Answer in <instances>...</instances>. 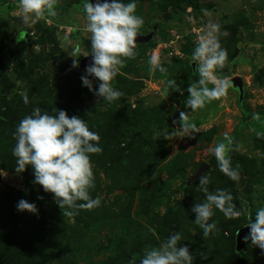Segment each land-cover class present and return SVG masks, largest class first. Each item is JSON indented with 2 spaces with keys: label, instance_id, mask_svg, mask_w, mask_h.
<instances>
[{
  "label": "rangeland",
  "instance_id": "374dc122",
  "mask_svg": "<svg viewBox=\"0 0 264 264\" xmlns=\"http://www.w3.org/2000/svg\"><path fill=\"white\" fill-rule=\"evenodd\" d=\"M82 3L58 0L54 17L25 23L18 0H0V264H139L145 249L177 231L178 246L189 247L194 264H264V252L251 241L235 249L247 213L254 216L264 205V0H138L136 14L145 21L140 33L152 38L137 45L135 59L125 60L112 82L123 95L111 104L83 87L82 73L72 68L73 58H85L73 57L77 45L81 55L91 52ZM210 21L220 24L228 52L219 74L240 79L242 98L230 88L226 98L191 113L186 92L165 88L174 80L186 89L199 78L191 56ZM154 53L164 73L150 70ZM35 107L49 114L65 110L100 134L103 152L91 156L90 189L101 200L98 208L68 217L33 183L30 166L15 172L13 133ZM181 111H189L197 133L178 130ZM225 134L233 140L228 155L238 182L221 173L208 152ZM203 164L209 191L231 192L244 210L233 220L217 210L218 232L206 238L191 211L205 200L201 176L195 179ZM21 199L35 203L38 215L18 212Z\"/></svg>",
  "mask_w": 264,
  "mask_h": 264
},
{
  "label": "clouds",
  "instance_id": "9594fccd",
  "mask_svg": "<svg viewBox=\"0 0 264 264\" xmlns=\"http://www.w3.org/2000/svg\"><path fill=\"white\" fill-rule=\"evenodd\" d=\"M57 3L58 0H18L22 21L27 23L54 17ZM137 3L138 0H95L94 3L83 0L82 3L86 21L84 30L89 33L91 52L81 55V48L77 45L73 49V57L91 55V63L80 77L81 84L108 104L123 95L113 87L112 82L125 66V60L135 59L138 54L137 37L141 35L140 29L145 21L136 14ZM202 12L204 16H211L207 9ZM76 27L78 30L79 26ZM220 33V24L210 21L206 31L198 37L191 59L197 66L195 71L199 78L190 82L186 89L174 80H169L165 88V91L171 88L181 96L186 92L184 107L191 113L204 109L213 101L226 98L232 88L231 77L219 74V70L224 69L228 62V52L220 43ZM148 63L151 71H166L158 54L151 55ZM78 66V59L73 58L72 68ZM22 99L25 104L29 103L27 93ZM178 123L181 132L194 134L199 131L190 120L189 111L180 112ZM13 139L15 172L23 173L30 166L34 175L33 183L42 186L45 193L52 194L58 207L66 209L64 215L73 217L79 210H92L100 206V198L90 195V189L95 187L91 156L101 154L103 148L100 134L91 130L85 119L76 115L69 117L65 110L55 108L54 114H49L35 107L31 114L24 116L17 124ZM232 143V138L225 134L223 140L209 148L208 152L215 156L219 171L229 180L238 182L241 179L240 172L238 167L232 166L228 155ZM209 183V177L199 178L198 186L205 194V200L195 203L191 208L195 214L194 223L203 230L205 238L218 232L217 222L212 219L217 210L228 220L239 219L244 214V210L233 203L231 192L224 189L210 192L207 187ZM37 199L43 197L38 196ZM16 209L18 212L27 211L38 215L37 205L24 199L18 201ZM247 217L248 222L244 227L249 231L242 239L245 243L251 241L253 246L264 252V205L257 207L254 216L249 211ZM181 240L180 232L170 234L158 247L145 249L139 264H194L189 247L178 246Z\"/></svg>",
  "mask_w": 264,
  "mask_h": 264
},
{
  "label": "water",
  "instance_id": "95a60500",
  "mask_svg": "<svg viewBox=\"0 0 264 264\" xmlns=\"http://www.w3.org/2000/svg\"><path fill=\"white\" fill-rule=\"evenodd\" d=\"M90 2H95V0H90ZM152 38V35H140L137 37V42L138 44L137 45H142V44H146L148 43ZM91 60H92V57H85L83 59H81L78 64V69L80 70V72L82 73V75L85 74V67L87 65H89L91 63ZM91 79V77H90ZM232 88L236 89L238 94H239V99L241 100L242 98V82L240 81L239 78H234L232 79ZM207 167L206 165H202L201 168L198 170L196 176H195V179L199 178L200 176H202V174L206 171ZM249 231V229L247 227H243L239 230V234H238V231L236 233V239H235V242H236V245H235V249L237 252L243 250V239L242 237Z\"/></svg>",
  "mask_w": 264,
  "mask_h": 264
},
{
  "label": "trees",
  "instance_id": "16d2710c",
  "mask_svg": "<svg viewBox=\"0 0 264 264\" xmlns=\"http://www.w3.org/2000/svg\"><path fill=\"white\" fill-rule=\"evenodd\" d=\"M240 111L242 110L241 106H239Z\"/></svg>",
  "mask_w": 264,
  "mask_h": 264
}]
</instances>
